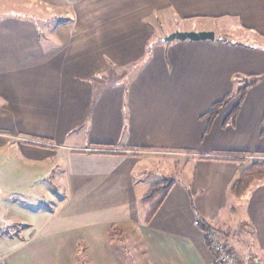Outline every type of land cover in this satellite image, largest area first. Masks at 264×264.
Returning <instances> with one entry per match:
<instances>
[{
	"label": "crops",
	"instance_id": "0c3cea01",
	"mask_svg": "<svg viewBox=\"0 0 264 264\" xmlns=\"http://www.w3.org/2000/svg\"><path fill=\"white\" fill-rule=\"evenodd\" d=\"M38 1L70 13L42 37L30 16L0 17V150L15 146L35 163L61 159L69 189L51 212L18 203L0 180V264H135L114 251L121 235H108L126 223L139 229L149 264H216L198 221L242 264H264V185L230 194L248 156L264 163V45L216 32L234 21L264 40V0ZM175 31L214 39L160 41ZM231 94L208 126L207 111ZM147 156L181 160L186 182L175 179L145 223L154 184L130 180ZM88 185L96 200L140 204L143 218L67 227L59 213Z\"/></svg>",
	"mask_w": 264,
	"mask_h": 264
},
{
	"label": "rangeland",
	"instance_id": "374dc122",
	"mask_svg": "<svg viewBox=\"0 0 264 264\" xmlns=\"http://www.w3.org/2000/svg\"><path fill=\"white\" fill-rule=\"evenodd\" d=\"M68 13L70 11L49 7L38 0H0V17L6 15L14 16V14L30 16L38 25L41 37L46 30L47 24V27L49 26V28L53 29L59 22L65 20V17L69 15ZM223 29L222 31L216 30L217 34L226 33L229 35L228 37L236 40L240 39L239 41L253 39L251 41L264 45V40H258L254 35L238 30L234 21H227ZM169 160V158L148 156L137 159L135 162L139 163H135L131 169L130 181L133 183V186L138 188L136 185L142 180H149L151 185L169 182L172 186L175 179L178 178L185 183L186 178H183L181 173L182 161H177V159ZM173 162L177 163L174 165ZM254 162L260 161L248 156L242 164L243 167H247ZM54 163H58L55 168ZM41 171L49 173L47 182H39L36 179V175ZM6 173L7 176L4 175ZM62 173L63 163L57 157H50L43 160V162L35 163L23 158V155L15 146L0 150V180L2 179L5 183L7 179L9 185L12 184V190L9 189V195L15 197L18 203L32 204L33 207L43 205L38 206L41 208L48 206L52 212L69 189L67 185H64ZM91 187L90 185L86 187L88 189L86 194L79 192L76 197L80 200H70L66 203L65 209L59 213V218L64 219L66 226H85L89 224L103 226L105 222L119 219L120 217L131 218L134 221L133 223H136L143 218V210H141L142 207L140 209V204L133 203L123 207L122 202L118 201L116 197L113 198L111 196L108 199L98 198L96 200V195L91 194ZM20 199L24 201L20 202ZM233 208H235L233 220L239 222L241 211H238L235 205H233ZM120 225V227H117L123 228L122 233L119 234L121 238L111 242L117 256L128 255L135 264H149L150 258L146 254L145 242L139 229L128 223ZM117 227L116 230L118 231ZM21 229L19 227L18 231L23 233L20 231ZM0 236L4 238L3 233H0Z\"/></svg>",
	"mask_w": 264,
	"mask_h": 264
},
{
	"label": "trees",
	"instance_id": "16d2710c",
	"mask_svg": "<svg viewBox=\"0 0 264 264\" xmlns=\"http://www.w3.org/2000/svg\"><path fill=\"white\" fill-rule=\"evenodd\" d=\"M254 80L255 79H253L251 82H248V84L240 87L235 94L240 95V97L242 98L246 93L247 87ZM233 97L234 95L232 94L227 95L221 101H218L211 106V108L205 114L208 120V126L215 119V117L218 115L221 109H223ZM238 109H239V105H237L231 112L229 121L233 120ZM239 155H245V154L243 153ZM258 182H261L264 185V163L254 162L241 170L238 177L230 187V194L233 197L239 198L243 196L253 184ZM170 188H171V183L169 184V182L159 183L149 188V190L144 196V201L148 205V212L145 217V223H147L155 215V213L157 212V210L165 200ZM198 225L200 230L203 232L204 237L207 236L208 233L214 232L211 228H209L205 223L201 221H198ZM108 235L110 239H114L115 237L119 236V232L114 227L108 231ZM206 244L208 246L210 245L208 242H206Z\"/></svg>",
	"mask_w": 264,
	"mask_h": 264
},
{
	"label": "built area",
	"instance_id": "2783aa9c",
	"mask_svg": "<svg viewBox=\"0 0 264 264\" xmlns=\"http://www.w3.org/2000/svg\"><path fill=\"white\" fill-rule=\"evenodd\" d=\"M205 242L210 244L209 246L215 254L216 264H242L233 250L226 243L220 241L214 232H210L205 236Z\"/></svg>",
	"mask_w": 264,
	"mask_h": 264
},
{
	"label": "water",
	"instance_id": "95a60500",
	"mask_svg": "<svg viewBox=\"0 0 264 264\" xmlns=\"http://www.w3.org/2000/svg\"><path fill=\"white\" fill-rule=\"evenodd\" d=\"M214 39V34L211 31H201V32H194V31H189V32H180V31H175L167 36L161 37L160 41L161 42H172L174 40L178 41H212Z\"/></svg>",
	"mask_w": 264,
	"mask_h": 264
}]
</instances>
